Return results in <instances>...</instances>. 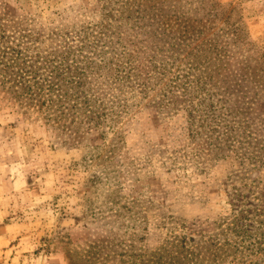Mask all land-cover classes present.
Here are the masks:
<instances>
[{"label":"rangeland","instance_id":"obj_1","mask_svg":"<svg viewBox=\"0 0 264 264\" xmlns=\"http://www.w3.org/2000/svg\"><path fill=\"white\" fill-rule=\"evenodd\" d=\"M5 50L62 87L0 75V264H264V0H0Z\"/></svg>","mask_w":264,"mask_h":264},{"label":"trees","instance_id":"obj_2","mask_svg":"<svg viewBox=\"0 0 264 264\" xmlns=\"http://www.w3.org/2000/svg\"><path fill=\"white\" fill-rule=\"evenodd\" d=\"M15 52L16 54L11 55L6 50L0 51V75L3 89L23 99L33 98L35 93L45 90V88L49 89V91H55V88L61 90L62 86L60 87L52 80H50V84L46 87L44 82H46L47 79H45V77L42 79V76L56 72V68L50 70L48 67L44 66V71L39 74V70L28 64L29 59L27 58V54L24 53L25 51H23V54L21 51ZM21 59H23V67H19L18 70H15L13 67H17ZM52 75L53 74H51V77ZM86 261H89V259Z\"/></svg>","mask_w":264,"mask_h":264}]
</instances>
